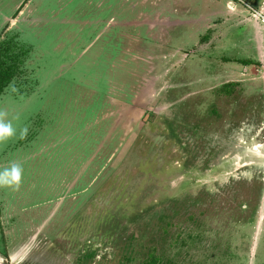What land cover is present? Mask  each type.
<instances>
[{
	"label": "rangeland",
	"instance_id": "obj_1",
	"mask_svg": "<svg viewBox=\"0 0 264 264\" xmlns=\"http://www.w3.org/2000/svg\"><path fill=\"white\" fill-rule=\"evenodd\" d=\"M11 38L0 264H264V0H0Z\"/></svg>",
	"mask_w": 264,
	"mask_h": 264
},
{
	"label": "trees",
	"instance_id": "obj_2",
	"mask_svg": "<svg viewBox=\"0 0 264 264\" xmlns=\"http://www.w3.org/2000/svg\"><path fill=\"white\" fill-rule=\"evenodd\" d=\"M13 38L0 42V95L14 77L19 74V68L24 63V58L27 56L22 49L17 50ZM238 63L248 66L254 62L251 60H238ZM229 86H224L222 90L226 92ZM228 93V92H227ZM142 264H177L173 260L158 256L155 251L147 253Z\"/></svg>",
	"mask_w": 264,
	"mask_h": 264
},
{
	"label": "clouds",
	"instance_id": "obj_3",
	"mask_svg": "<svg viewBox=\"0 0 264 264\" xmlns=\"http://www.w3.org/2000/svg\"><path fill=\"white\" fill-rule=\"evenodd\" d=\"M7 113L0 111V141L12 137L15 134V129L12 126L11 121H6L5 117ZM28 132L27 127L21 129L20 138L26 137ZM22 169L19 165L13 164L11 168L4 169L0 172V185H15L18 187L21 179Z\"/></svg>",
	"mask_w": 264,
	"mask_h": 264
}]
</instances>
